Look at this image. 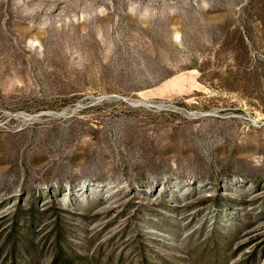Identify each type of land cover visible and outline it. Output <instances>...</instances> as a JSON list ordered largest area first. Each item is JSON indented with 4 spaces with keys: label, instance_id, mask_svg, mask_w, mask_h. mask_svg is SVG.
Here are the masks:
<instances>
[{
    "label": "rangeland",
    "instance_id": "1",
    "mask_svg": "<svg viewBox=\"0 0 264 264\" xmlns=\"http://www.w3.org/2000/svg\"><path fill=\"white\" fill-rule=\"evenodd\" d=\"M264 264V0H0V264Z\"/></svg>",
    "mask_w": 264,
    "mask_h": 264
},
{
    "label": "trees",
    "instance_id": "2",
    "mask_svg": "<svg viewBox=\"0 0 264 264\" xmlns=\"http://www.w3.org/2000/svg\"><path fill=\"white\" fill-rule=\"evenodd\" d=\"M62 264H72L70 261H67V260H62Z\"/></svg>",
    "mask_w": 264,
    "mask_h": 264
}]
</instances>
